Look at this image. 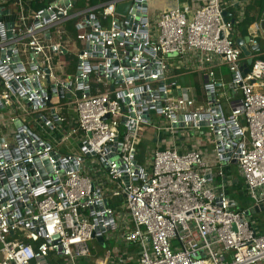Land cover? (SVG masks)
<instances>
[{
	"label": "built area",
	"instance_id": "built-area-1",
	"mask_svg": "<svg viewBox=\"0 0 264 264\" xmlns=\"http://www.w3.org/2000/svg\"><path fill=\"white\" fill-rule=\"evenodd\" d=\"M150 2L111 0L72 13L78 0H50L38 12L34 0H2L0 264H79L112 232L138 251L134 264H264V235L227 195L223 173L237 165L245 193L264 207V60L244 75L223 0H188L152 16ZM73 20L75 43L65 30ZM76 44L72 69L64 58ZM196 54L205 102L170 77L171 59L188 64ZM221 66L240 96L226 95L227 114ZM153 117L168 122L159 130L174 142L176 133L197 138L207 129L215 170L198 148L167 141L140 163Z\"/></svg>",
	"mask_w": 264,
	"mask_h": 264
},
{
	"label": "crops",
	"instance_id": "crops-1",
	"mask_svg": "<svg viewBox=\"0 0 264 264\" xmlns=\"http://www.w3.org/2000/svg\"><path fill=\"white\" fill-rule=\"evenodd\" d=\"M151 2L154 5H158L157 12L155 14H158L162 11L173 9L177 7L178 5L183 6L185 3H188V0H151ZM150 2V4H151ZM224 3V9L226 13V18L228 21L233 23V33L236 36L234 39L237 38V36H240L241 38H247L251 36V41L257 42L258 39H261L264 41V31L260 28V22L262 20V16L264 15V0H223ZM87 4H89V0H87ZM247 19H251L250 24L246 26L245 21ZM260 32V34H259ZM261 46V45H260ZM262 53V47L260 53H254L253 57L254 60L261 59L259 58ZM264 54V53H263ZM74 56V53H72ZM262 60V59H261ZM172 63V72H170L171 79L176 82L178 90L185 93L187 91H190L191 95L195 97L199 102H205L207 101V95L205 93L204 84L205 79L203 77V74L199 72V66H201L200 58L198 57V54L192 55L188 59V64L185 61V64H179L178 59H171ZM246 63V61H245ZM244 63V64H245ZM71 68L73 69L75 67V63H71ZM216 78L220 82L219 84V90L221 92L219 99L221 100V104L224 107L225 113L230 112V104L226 101V95L231 99V102H237L240 100V96L238 94H234L231 90L229 91L228 84L231 81V75L229 73V70L226 66H221L216 70ZM203 133H200L197 137L199 141L203 140ZM211 137V136H210ZM213 146L212 153L210 154L209 158L208 156L203 153L204 159L206 163L209 166H212L213 170L216 167V161H215V155H214V138L211 137ZM156 141V140H155ZM153 141V143L156 144V142ZM190 147V146H189ZM211 162V163H210ZM229 166H236L235 164H231ZM237 172L239 174L238 168ZM218 186L220 184V181L217 180ZM230 184L228 183V191L227 195L230 197L232 194H234V189L236 188L235 182H233V179H229ZM242 188L245 192V185L243 183ZM231 199V197H230ZM235 205H238L237 202L233 201ZM255 206L253 204V209ZM249 209L248 211H250ZM245 211V210H244ZM246 212V211H245ZM261 216L264 217V211L255 212L250 214V219L252 222V218L255 216ZM257 231L264 235L258 228H256ZM97 243H99L97 241ZM100 244V243H99ZM129 248V247H127ZM130 249H133L132 247ZM127 255V254H126ZM128 256V255H127ZM137 258H135V254H131V258L129 259L128 264H134L136 263Z\"/></svg>",
	"mask_w": 264,
	"mask_h": 264
},
{
	"label": "rangeland",
	"instance_id": "rangeland-1",
	"mask_svg": "<svg viewBox=\"0 0 264 264\" xmlns=\"http://www.w3.org/2000/svg\"><path fill=\"white\" fill-rule=\"evenodd\" d=\"M55 1V0H51ZM2 0H0L1 4ZM46 2H50V0H46ZM83 0H78V4L75 7V10L72 11V13H78L81 11V5ZM151 9V16L154 15L155 12H157L158 5H154L152 2L150 4ZM69 59V58H68ZM68 64H71V61H66ZM204 102V101H203ZM153 125L149 127H145L144 132L142 133L141 143L139 146V161L140 163L144 160L149 159V152L152 149H161L166 147L167 144L166 141L169 142V146L174 147L177 143V146L179 145V149L183 150L186 145H190V147L198 148L200 151L205 153L208 158L210 154L212 153L213 146L211 145L212 139L209 136V132L207 129H203L202 133L203 140L199 141L197 138L192 137L189 135V138L185 137L183 135L182 138L178 137V133H176L177 141H173L174 134L172 131H161L159 129H163L164 127L168 126V122L165 120H162L160 118L153 117L152 118ZM158 134V141L157 143H153V141L157 140V134ZM156 142V141H155ZM72 144V143H71ZM175 144V145H174ZM73 147V145H71ZM76 146V145H75ZM211 163V162H210ZM223 173L228 179H233V182L236 184V188L234 189V194H232L231 201H235L238 203L236 207L238 210H245L248 211L253 207V202L249 199L247 194L244 192L243 181L242 178L239 176L237 172L236 166H227L223 168ZM122 203L120 200L113 201L112 205L114 209L117 211L118 214H122L123 207L121 205ZM236 210V211H238ZM255 216L252 218V224L255 228H258L260 232L264 234V217L261 216ZM118 234L119 232H112L110 235L105 239V242L103 243H97L96 241H93L91 243V249H92V257L90 259H85L79 262V264H107L113 257H124L127 256V258H131V254H135V258L138 257V251L135 250V248L130 249L125 247V245H120L118 243ZM119 254V255H118ZM127 254V255H126Z\"/></svg>",
	"mask_w": 264,
	"mask_h": 264
},
{
	"label": "water",
	"instance_id": "water-1",
	"mask_svg": "<svg viewBox=\"0 0 264 264\" xmlns=\"http://www.w3.org/2000/svg\"><path fill=\"white\" fill-rule=\"evenodd\" d=\"M88 6H89V4H87V7ZM130 6H131L130 3L118 6L117 14L125 15L126 11L130 8ZM224 17H225V20L227 22L228 19L226 18V13H224ZM260 28H261V30L264 31V15L262 16V20L260 22ZM259 34H260V32H259ZM231 37L235 38L236 36L233 34ZM235 41H236L237 47L240 49L243 57L246 60V63L243 65V73H244V75H247L250 71L251 66L254 63L253 54L254 53H260L261 52V46L259 44H252L251 43V36H249L247 38H241L240 36H237ZM170 57H176V55H170ZM60 96L62 98L63 94H61ZM260 211H262V212L264 211L263 206L254 207L250 211H246V215L249 217L251 213L260 212ZM98 242L103 243L104 241H103V239H99Z\"/></svg>",
	"mask_w": 264,
	"mask_h": 264
},
{
	"label": "trees",
	"instance_id": "trees-1",
	"mask_svg": "<svg viewBox=\"0 0 264 264\" xmlns=\"http://www.w3.org/2000/svg\"><path fill=\"white\" fill-rule=\"evenodd\" d=\"M109 1H111V0H89V6L90 7H97V6L101 5V4L107 3ZM48 4H49V2L40 3L39 0H34V3L32 4V11L33 12L41 11V10L45 9L46 7H48ZM86 4H87V0H83L82 5H81V10L86 8ZM11 7L13 8V5H11ZM96 15L99 16V13H96ZM250 22H251V19H247V21H245L246 26H248V24H250ZM76 23H77V20H73V21L69 22V24L65 28V30L67 31V33H68V35L71 38L73 43H75L78 34L81 33V31H79L76 28V26H75ZM258 43H260V45L262 47V53H261V55H259L260 56L259 58L264 60V54H263L264 53V41L261 40V39H258ZM79 49H80L79 44H76V48L73 51L74 52V56L73 55L66 56L64 58L65 61H67V60L69 61L70 60L71 63L74 64L75 63V54L78 53Z\"/></svg>",
	"mask_w": 264,
	"mask_h": 264
}]
</instances>
